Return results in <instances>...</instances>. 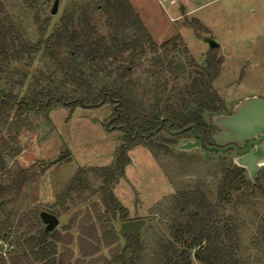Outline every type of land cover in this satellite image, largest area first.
<instances>
[{
  "label": "rangeland",
  "instance_id": "obj_1",
  "mask_svg": "<svg viewBox=\"0 0 264 264\" xmlns=\"http://www.w3.org/2000/svg\"><path fill=\"white\" fill-rule=\"evenodd\" d=\"M86 1L59 0L57 12L51 14L54 0H0V20L11 26L9 37L15 44L19 41V44L35 47L40 40L35 17L46 26V34L32 58L20 52L19 57L10 58L5 66L0 64V84L4 88L11 89L18 98L46 90L80 93L55 71L45 52V41L64 10ZM160 2L162 5L159 0H132L154 42L161 43L176 35L181 37L176 50L165 59L166 62L172 59L174 64L184 67V72L175 80L169 70H165L160 76V83L168 80V88H160L159 92L163 90L167 96L173 83L186 81L190 69L188 59L198 65L203 64L210 50L209 41H213L218 45L216 55L222 58V64L212 86L227 110L231 111L242 99H264V0ZM181 8L186 9L187 17L182 14L179 19H171L181 14ZM191 18H197L207 30L196 35L192 28L182 24L184 19ZM94 22L100 35L107 37L114 34L101 12H94ZM183 47L187 48L188 55L183 53ZM18 49L17 45L11 47L12 52ZM67 50L66 46L58 49V60L65 58ZM153 57L155 55L147 52L128 80V94L145 108L154 102L156 77L152 74ZM118 64H106L99 72H92L85 66V73L97 87L112 86L118 82ZM111 115L109 105L75 107L71 110L54 107L46 115L24 114L20 118L19 129L15 126L12 112L5 125L0 126V143L6 145L0 156V165L4 164V169L0 170V184L8 185L22 170L27 171L24 174L27 179L22 183L17 199L7 196L1 201L0 229L8 221L6 230L11 241H22L25 238L22 233L31 227H34L33 233L43 228L38 216L46 211L58 220L54 231L62 241L57 248L66 256V264L69 261L70 264H104L111 260L124 244L120 229L122 221L117 216L112 218L107 214L98 222L103 230L112 226L117 237L115 242L111 240L112 235L105 236L101 242L85 235L90 233L92 221L97 222L92 210L93 206H99V194L95 191L100 180L89 176L93 186L83 195L82 201L76 199L73 204L62 205L58 198L80 167L90 170L112 166L117 148L132 142L127 151L130 163L113 191L122 206L127 208L129 220L142 219L145 222L139 233L142 249L138 262L167 264L162 254L163 237H170L167 221L175 206V197L184 186L194 183L205 186L206 193L213 200L221 170L213 163L215 155L206 160L201 153L198 155L193 151L189 155L166 152L157 145L166 137L162 129L144 142L124 138L123 132L112 124ZM60 157L63 158L60 163L48 166ZM258 180L257 188H245L227 206L241 243L237 256L245 264H264V246L257 247L255 243L256 225L264 212V172L259 174ZM87 210H90V219L86 215ZM255 213H258L257 217ZM69 225L72 229L67 233L65 228ZM69 239L73 241L68 244ZM7 250V240H0V253L3 255ZM22 264L36 262L30 255ZM191 264L201 263L192 258Z\"/></svg>",
  "mask_w": 264,
  "mask_h": 264
},
{
  "label": "trees",
  "instance_id": "obj_2",
  "mask_svg": "<svg viewBox=\"0 0 264 264\" xmlns=\"http://www.w3.org/2000/svg\"><path fill=\"white\" fill-rule=\"evenodd\" d=\"M95 11L101 12L108 28L112 29L114 34L105 37L98 33L94 22ZM35 22L40 40L35 47H28L26 44H19V41L15 44V41L9 37L11 26L0 20L2 66H5L10 58L19 57L20 52L32 58V54L40 46L41 39L46 34L45 24L42 25L37 17ZM182 24L192 28L196 35L207 30L197 18L184 19ZM180 43L179 35L161 43L154 42L130 0H88L72 6L63 11L58 23L54 25L53 32L45 41V52L48 53L55 71L60 73L66 82L80 90V93L46 90L18 98L11 89H6L0 84V126L5 125L12 112L15 116V126L19 129L20 118L26 113L46 115L54 107L71 110L75 107L96 108L109 105L112 111V124L122 132L126 130L130 135L136 131L147 134L157 128L159 119L165 118L161 129L166 137L157 145L166 152L189 155L190 153L175 150L174 146L184 138L194 137L193 131L188 129L178 135L171 132L194 124L196 133L207 142L211 140L210 133L213 128L210 115L221 113L227 108L212 86L222 64V58L216 55V48L209 50L201 65L188 59L190 69L187 71L186 81L173 83L169 87L168 95H164L163 90L168 88V80L165 79L160 83L163 72L168 69L175 80L184 72V67L174 64L172 59H167V62L165 59ZM16 45L20 49L12 52L11 47ZM62 46H66L68 50L65 58L58 60V49ZM147 52L155 55L152 74L156 77L154 102L149 108L142 107L128 94L129 77L135 71L138 61ZM183 53L188 55L187 48L183 47ZM114 62L119 63L116 84L97 87L89 81L85 73L87 68L92 72H99L106 64L112 66ZM160 88L164 89L159 92ZM166 126L169 127L168 130ZM160 130L149 138L136 135L128 139L148 141ZM130 143L121 144L117 148L112 166L90 168V170L80 167L59 195L60 204H73L74 200H81L93 186L90 175L92 179L100 180L99 187L95 191L99 194V206H93L92 210L97 222L92 221L89 228V234L92 235L85 233L86 238L101 242L105 236L112 235L111 240L115 242L117 237L112 226L103 230V226L98 222H101L107 214L112 218L117 216L122 222L129 220L127 208L118 201L113 189L115 183L124 176L125 167L130 163L127 154L132 146ZM5 146L4 142L0 143V156ZM193 152L199 155L195 150ZM62 157L49 163L48 166L60 163ZM213 163L221 170L219 187L213 200L206 193L205 186L194 183L184 186L174 199L175 206L167 221V232L170 237H163L162 254L167 264H191L192 258L201 264H245L237 256L241 243L227 206L232 204L235 196L243 193L245 188H257L259 174L264 172V167L255 181L251 182L246 170L235 165L230 158L214 157ZM1 169H4L3 163L0 165ZM25 172L27 171L22 170L8 185L0 184V209L1 201L5 197L11 196L12 200L17 199L22 183L27 179ZM86 215L90 219V210L86 211ZM257 216L258 213H255V217ZM6 220H8L7 216ZM39 220L41 221L40 217ZM7 222L0 229V240L1 242L7 240L8 245V250L3 255L0 253V264H22L30 255L36 264H66V256L57 248V244L62 240L54 230L46 231L43 224V228L33 233L34 227H31L22 233V237L25 236L22 241L18 239L13 242L9 239L6 230ZM71 222L73 223V220ZM71 229L72 225L65 228L67 233ZM81 232L83 233V229ZM121 233L124 237L123 246L104 264H140L138 262L142 249L140 234H124L122 231ZM256 234V246L261 244L264 246V212L256 225ZM72 241L69 239L68 244Z\"/></svg>",
  "mask_w": 264,
  "mask_h": 264
},
{
  "label": "water",
  "instance_id": "obj_3",
  "mask_svg": "<svg viewBox=\"0 0 264 264\" xmlns=\"http://www.w3.org/2000/svg\"><path fill=\"white\" fill-rule=\"evenodd\" d=\"M58 3L59 0H54L51 14L57 12ZM217 47L216 43L209 41L210 49ZM164 119H159L157 128L147 134H141L136 131L132 137L140 135L147 138L155 134L162 128ZM210 122L218 130L210 133V138L215 146H208L202 136L196 133L194 124H190L181 130L171 132L178 135L191 129L194 134V139L183 141L175 145L174 149L187 153L195 150L201 153L205 159L208 157L210 150L216 151L218 156H220L222 152L233 149L237 155L232 157V162L244 168L248 179L254 182L264 167V99L258 97L242 99L231 108L229 114L217 113L210 115ZM168 128L167 126L166 129L168 130ZM245 141L248 142L247 146L240 149L239 147H242ZM223 145L227 146L221 148L220 146ZM39 217L45 224L46 231L54 230L58 224L57 218L46 211L40 212ZM144 223L142 219L126 220L120 223V229L124 234L136 235L140 233Z\"/></svg>",
  "mask_w": 264,
  "mask_h": 264
},
{
  "label": "flooded vegetation",
  "instance_id": "obj_4",
  "mask_svg": "<svg viewBox=\"0 0 264 264\" xmlns=\"http://www.w3.org/2000/svg\"><path fill=\"white\" fill-rule=\"evenodd\" d=\"M221 113L229 114V113H230V110H225V111H222ZM162 127H163V124H162ZM166 127H167V126H166ZM211 131H213V132H217L218 130H217L215 127H213ZM125 133H126V135H125ZM123 135H124V138H133L132 135H130L126 130H124ZM189 139H194V137H192V138H185V139L182 140L181 142L186 141V140H189ZM205 143H206L208 146H210V147L215 146V144H214V142H213L212 140H208V141L205 142ZM247 143H248V142L245 141V142H244V145H243L242 147H239V148H240V149L245 148V147L247 146ZM226 146H227V145H223V146H220V147H221V148H225ZM213 155H215V157H216L217 159H221V157H223V156H226L227 158L232 159V157H233V156H236L237 154H236V152H235L233 149H229V150H227V151H225V152H222V153L220 154V156H218V153H217L216 151L210 150L209 155H208V157L206 158V160H207L209 157L213 156Z\"/></svg>",
  "mask_w": 264,
  "mask_h": 264
},
{
  "label": "crops",
  "instance_id": "obj_5",
  "mask_svg": "<svg viewBox=\"0 0 264 264\" xmlns=\"http://www.w3.org/2000/svg\"><path fill=\"white\" fill-rule=\"evenodd\" d=\"M130 2H131V4L133 5L132 0H130ZM159 4L162 5V3L160 2V0H159ZM170 5H173V3H171ZM163 9H164V8H163ZM185 10H186V9H182V8H181V14H180L179 16H176L175 18H171V19H179V18L181 17L182 14H183V16H186V17H187V12H185ZM138 14H139L141 20L143 21V23H145L143 17L140 15L139 12H138Z\"/></svg>",
  "mask_w": 264,
  "mask_h": 264
}]
</instances>
